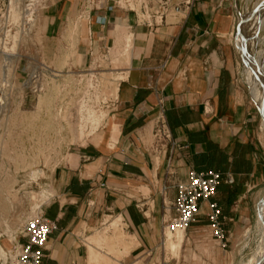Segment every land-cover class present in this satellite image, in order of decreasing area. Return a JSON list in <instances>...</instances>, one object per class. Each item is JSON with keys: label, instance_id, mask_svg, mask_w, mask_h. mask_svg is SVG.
<instances>
[{"label": "crops", "instance_id": "obj_1", "mask_svg": "<svg viewBox=\"0 0 264 264\" xmlns=\"http://www.w3.org/2000/svg\"><path fill=\"white\" fill-rule=\"evenodd\" d=\"M102 5L110 11L99 12ZM144 11L160 15L158 23L140 20ZM243 11V0H143L141 5L64 0L49 8L41 26L49 60L54 61L52 48L60 43L61 61L85 65L126 37L131 47L129 66L109 105V145L67 155L53 174L55 196L42 214L58 230L43 264L235 263L237 225L246 220L240 206H248L249 183L264 180L263 145L256 132L261 117L240 80L245 66L236 41ZM118 52L115 48L113 56ZM162 114L175 145L155 138ZM192 172L234 176L235 184L221 185L214 199L228 246L213 238L205 204L198 222L185 232L179 257L167 261L165 225L175 216L179 186ZM119 219L117 235L123 238L114 246L117 256L95 249L109 262L91 261L88 240L108 220ZM199 249L204 258L196 256Z\"/></svg>", "mask_w": 264, "mask_h": 264}, {"label": "rangeland", "instance_id": "obj_2", "mask_svg": "<svg viewBox=\"0 0 264 264\" xmlns=\"http://www.w3.org/2000/svg\"><path fill=\"white\" fill-rule=\"evenodd\" d=\"M134 1L137 5L143 3ZM259 1L243 0L244 17L239 22L253 16ZM63 3L64 0H0V264H16L19 235L25 224L55 196L53 174L65 163L66 156L84 147L109 145V105L116 97L117 85L124 79L123 69L129 66L131 41L127 37V41L119 40L113 49L110 46L94 55L86 65L81 60L61 61V43L52 48L56 50L54 61L49 60L51 53L41 26L49 8ZM140 20L151 17L140 13ZM253 33L250 24L246 34L252 38L251 52L257 59L262 55L264 58V25ZM236 42L238 47V38ZM115 48L119 50L117 56H113ZM71 49L78 51L76 45ZM36 69L40 72L39 80L26 82ZM242 69L240 80L250 99L262 110L248 81V68ZM256 125L264 154L263 120L258 119ZM113 134L116 136L115 131ZM249 186L244 200L248 206H240L239 210L245 213L246 220L237 225L240 233L233 245L234 264H257L261 258L264 260V253L258 252L262 237L257 225L258 208L264 201V180L253 179ZM102 228L88 240L93 262H109L106 255L96 253L95 249H105L107 254L117 256L114 246L123 238L117 235L121 219L108 220ZM177 233H166L167 261L177 259L184 245L185 233ZM196 256L204 258L205 254L199 249ZM197 264L201 262L198 260Z\"/></svg>", "mask_w": 264, "mask_h": 264}, {"label": "built area", "instance_id": "obj_3", "mask_svg": "<svg viewBox=\"0 0 264 264\" xmlns=\"http://www.w3.org/2000/svg\"><path fill=\"white\" fill-rule=\"evenodd\" d=\"M197 0H188V4L196 2ZM109 12L110 9L102 5L99 12ZM150 15L151 20L143 21L152 26L157 24L156 17L158 14H151L144 11V15ZM101 24L104 27L108 18L103 14L100 16ZM162 19V18H160ZM161 21V20H160ZM104 28H102V35ZM103 37V36H102ZM106 50V49H105ZM40 78L38 69L29 74L26 82H36ZM155 138L158 144H172L175 145L171 130L164 118L160 115L158 118V125L156 127ZM233 186L235 184L234 176L231 174H221L218 172L196 173L190 174L189 182L181 185L178 188V198L174 204L175 216L165 225L164 243L166 242V233L176 234L177 232L185 233L198 222L202 212V207L206 204L209 209L207 215L213 238L217 240L222 248H227L228 242L226 234L223 229L222 210L216 202L215 197L221 185ZM58 230L56 222L47 220L40 213L30 219L23 227L20 233V239L26 240L25 243L18 242L16 264H43L46 258V250L51 235Z\"/></svg>", "mask_w": 264, "mask_h": 264}, {"label": "bare ground", "instance_id": "obj_4", "mask_svg": "<svg viewBox=\"0 0 264 264\" xmlns=\"http://www.w3.org/2000/svg\"><path fill=\"white\" fill-rule=\"evenodd\" d=\"M256 7H259V10L257 11V13L253 14V16H251L247 20L246 19L242 20L243 24L240 27L241 35L238 37V48H245V47L247 48V56L245 58V61H246L247 68H248L247 69L248 70V74H247L248 75V81L252 87L253 95L255 96L257 101L261 104V108H262V111L264 113V58H263V55L258 59L255 58L254 52H251L252 43L250 42V40H252V38L249 37V35L248 36L246 35V27L248 25L251 24L252 30L254 32L253 35H255L257 33V31L261 30L263 25H264V0L259 1L258 6H255V9H256ZM19 33H20V31H19ZM254 40H255V38H254ZM91 81H92V79H91ZM94 116H92V118ZM263 124H264V121H263ZM257 216H258L257 225L259 228L258 230H259V233L262 237V241L258 246V252L260 251V253L262 255V253H264V201L260 204V206L258 208ZM182 234H181V236H182ZM98 241H97V243H98ZM180 241H181V239H180ZM258 252H257V254H258ZM259 257H260V255H259ZM261 259L260 260L257 259L260 262L257 264H264V260H261ZM255 264H256V262H255Z\"/></svg>", "mask_w": 264, "mask_h": 264}, {"label": "water", "instance_id": "obj_5", "mask_svg": "<svg viewBox=\"0 0 264 264\" xmlns=\"http://www.w3.org/2000/svg\"><path fill=\"white\" fill-rule=\"evenodd\" d=\"M258 10H259V7H257V8L253 11V14L257 13ZM242 24H243V21H240V22H239V26H238V34H237L238 37L241 35V33H240V27H241ZM238 49H239L240 54H241L242 62H243V64H244V66L246 67L247 64H246L245 58H246V56H247V48L245 47V48H238ZM258 111H259V114H260L261 119L264 121V114H263V111H262L260 108H258Z\"/></svg>", "mask_w": 264, "mask_h": 264}]
</instances>
